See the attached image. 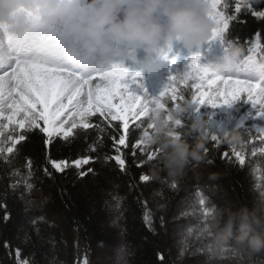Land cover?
<instances>
[{"label": "trees", "instance_id": "obj_1", "mask_svg": "<svg viewBox=\"0 0 264 264\" xmlns=\"http://www.w3.org/2000/svg\"><path fill=\"white\" fill-rule=\"evenodd\" d=\"M236 2L222 0L232 8ZM251 3L259 9L264 0ZM91 7V0H85L81 14ZM240 19L255 21V31L250 34L241 31L238 25L233 27L235 21H230L226 35L240 46L242 58L253 54L257 60L264 59V48L249 52L257 32H261V21L250 14ZM78 22L73 19L57 27L69 33L61 48V59L67 64L63 56L66 50L85 51L83 39L75 31ZM259 43L264 46V32ZM113 48H119L118 52L110 53L115 57L114 63L129 72L150 74L141 64L159 54L157 49L149 54L132 45ZM171 49L177 56L199 53L201 63L214 61L221 54L219 44L208 41L191 49L185 48L181 41H174ZM133 90L141 94L138 86H133ZM181 93L188 97L191 91ZM166 104L171 108L173 101ZM101 110L103 115L93 106L84 120L88 128L78 122L67 138L61 133L47 144L48 137L38 127L26 132L14 126L17 128L14 135L24 133L25 140L15 145L12 154L5 153L12 158L10 164L0 160V264H17V249L19 259L28 260L29 264H81L85 257L87 264H264V252H237L231 244L216 249L212 234L203 231L209 227L206 217L213 214V209L250 203L264 191L263 144L255 136L253 122L230 129L241 135L239 144L216 143L209 138L203 159L194 162L177 182L163 173L159 178L153 176L159 154L148 159L155 148L140 142L143 128L137 127L141 121L147 126L146 117L136 120L125 112L122 115L126 120L113 119L114 111L109 114ZM193 119L191 110L185 113L181 130ZM37 123L44 127L42 120ZM10 131L5 130V135ZM121 136L124 144L119 143ZM184 139L193 143L196 136L186 135ZM7 146H11L10 142ZM116 157L123 160V167ZM77 159L89 162L76 167ZM29 161L33 173L30 182L34 187L30 195L22 198L25 192L22 177L27 174L25 165ZM52 162H64L67 166L62 172L57 171ZM17 170L21 176H12ZM81 172L85 173L83 177L79 175ZM142 176L149 179L142 180ZM16 181L21 182L13 190L10 185ZM115 197L120 198L118 208ZM145 212L151 215V227L145 222ZM5 214L7 220L3 219ZM39 217L43 220H38ZM34 220L38 221L35 225Z\"/></svg>", "mask_w": 264, "mask_h": 264}, {"label": "snow or ice", "instance_id": "obj_2", "mask_svg": "<svg viewBox=\"0 0 264 264\" xmlns=\"http://www.w3.org/2000/svg\"><path fill=\"white\" fill-rule=\"evenodd\" d=\"M203 2L206 4L205 10L213 22V28L207 41L210 44H219L220 52L224 54L220 57L223 63L213 61L201 63L202 56L199 53L191 55L185 58L184 69L171 74L165 89L155 97L148 96L146 92L138 94L133 90V86L143 88L140 83L141 73L129 72L119 64H113L106 70H98L88 74L81 71V65L69 66L61 59V48L68 39L69 33L66 29L62 30L45 24L38 10L28 13L33 27L22 39L14 38L8 33L5 26L0 25V160L10 164L12 158L10 155H5V153L12 154L15 145L25 140L24 133L14 135L17 131L16 127H13L5 135V130L8 129L10 124L18 125L19 129H25L26 132L31 131L33 127H38L40 132L48 137L45 140V144H47L53 136L61 133L64 138H67L72 129L77 128L74 120L77 115L81 117L83 127L88 128L89 124L84 122L83 118L90 114L93 106H95L97 112H101V115H103L102 108L104 111H109V114H111L110 110L112 108H116L119 113H130L136 120L146 117L149 121V113L168 109L166 108L167 101L163 100L166 96L173 101V106L180 101L188 100L192 105V109L198 110V106L205 104L213 108L230 105L241 99V93H246V100L257 109V116L264 117V59L256 60L252 55H249L243 58L240 56L236 62H232L231 58L227 56L230 47L229 41L232 40L229 35H226L230 21H235L233 27L235 28L238 25L241 31H247L249 34L255 31L257 27L255 21L246 22L240 19L241 16L249 14L261 21L259 27L261 32H264V5H261L258 9L251 3V0H237L234 8L228 3H224V10H217L221 0H203ZM81 3L84 4L85 0H81ZM261 32H257L256 38L252 41L249 48L250 53L254 49L264 48L259 43ZM169 51H171V44H169ZM161 58L166 60L170 66L176 65L179 60L178 56H169L167 52L163 51ZM169 71L171 73V67ZM96 77H99L101 81H107V84L103 88L100 84H97L95 89L89 87L87 107H84V101L78 100L77 97L84 85H88ZM189 79L194 81L193 88L195 91H192L188 97H185L182 93L178 94L175 86ZM205 85H216V87H209L205 91ZM117 99L119 103L113 104V101ZM73 101L76 102L73 103ZM37 105L42 109L38 112V116L36 114L38 111ZM69 106H71L72 111L67 119L57 124V121L69 109ZM112 118L126 120L124 115H114ZM5 120H7V123L4 122ZM38 120H42L45 126L40 127L37 123ZM69 121H72L70 127L64 128L63 125L68 124ZM209 122L213 124L211 120ZM176 126L181 130L183 122L176 121ZM124 127H128L127 122H125ZM137 127L143 128L141 139L148 145L144 137L148 129L152 127L151 123L149 122L144 127L143 121H141V124ZM255 136L259 137L261 143L264 144V129L258 128ZM209 138L212 142H225V139L215 132L209 133L207 140ZM9 142L11 146L5 147ZM119 143H125L123 136L120 137ZM253 150L255 151V146ZM261 150L264 151V149ZM204 151H207V148ZM158 154L159 149L155 148L148 155V159L152 160ZM116 159L123 167V160L120 157H116ZM237 159L243 164V159L239 154H237ZM88 162L87 159H77L74 164L76 167H80ZM52 163L53 167L61 172L67 166L64 162ZM25 167L28 171L22 177L25 188V192L21 194L22 198L25 195H30L34 187L30 182L33 175L31 161ZM45 172L47 175H51L47 168ZM79 175L83 177L85 173L81 172ZM12 176H21V173L18 170L13 171ZM153 176L155 175L153 174ZM141 179L146 181L149 177L142 176ZM20 182H14L10 185V188L15 190ZM171 186L175 187V184ZM260 194H264V191H261ZM115 199L118 208L120 198L115 197ZM203 202V199H201L200 203ZM28 203H32V201L29 200ZM216 210L213 209V214L206 217L209 225V227L203 229L206 233L211 234L210 222ZM3 219H8L7 214ZM144 219L146 224L151 227L150 213L145 212ZM38 220L42 221L43 217H39ZM37 222V220H34L32 223L35 225ZM5 246L7 247V245ZM16 256L17 264H29L28 260L19 259V249H17ZM81 264H87L86 257Z\"/></svg>", "mask_w": 264, "mask_h": 264}, {"label": "clouds", "instance_id": "obj_3", "mask_svg": "<svg viewBox=\"0 0 264 264\" xmlns=\"http://www.w3.org/2000/svg\"><path fill=\"white\" fill-rule=\"evenodd\" d=\"M91 10L81 14V0H0V25L14 38L22 39L32 30L29 12L39 11L42 21L52 27L78 19L75 31L83 39V53L66 50L64 59L72 66H80L89 58L100 54L116 53L113 45H132L145 53H153L161 40L171 44L181 41L191 49L207 41L213 22L206 12L203 0H91ZM158 15L166 17L161 24ZM227 56L236 62L242 53L239 45L229 41ZM224 54L213 62L223 63ZM163 59L155 56L142 62L148 72H158ZM192 109L188 100L176 103L167 110L149 113V128L145 142L159 149V158L153 174L160 173L179 182L194 162L203 159L209 133L215 132L229 144L241 143L235 131L218 128L203 118H195L183 131L176 121L183 122L184 114ZM195 134L189 143L184 136ZM214 247L220 249L231 244L237 252L256 254L264 252V194L256 195L250 203L238 207L217 208L211 219Z\"/></svg>", "mask_w": 264, "mask_h": 264}, {"label": "rangeland", "instance_id": "obj_4", "mask_svg": "<svg viewBox=\"0 0 264 264\" xmlns=\"http://www.w3.org/2000/svg\"><path fill=\"white\" fill-rule=\"evenodd\" d=\"M222 2V0H221ZM222 3L218 5L217 10H222ZM158 19L161 24H166V17L163 15H158ZM160 53L157 56H161L162 51L167 52L169 56H173L172 52L169 51V43L165 40H161L160 45L157 48ZM191 55L186 56L185 58L189 57ZM243 56V52L241 53V58ZM113 56L107 55H95L92 63H86L81 65V71L84 74L92 73L98 70H106L110 68L114 62L112 60ZM185 58H179L178 62L174 66H170L169 63L166 60H163L162 67L158 72L147 74L145 72H139L141 73L140 77V83L143 85V88L138 87V92L141 94H146L151 97L158 96L166 87V85L169 82V76L171 74H175L178 71H182L185 67L186 59ZM255 58V57H254ZM256 59V58H255ZM172 69L171 73L169 69ZM194 81L192 79H189L186 82L178 83L175 87L178 90V94L181 92L186 91H195L193 88ZM219 83V82H217ZM100 84L101 88L106 86L107 81H101L99 77H96L90 81L88 85H84L83 89L81 90L80 95L77 97L78 100L84 101V107H87V91L88 88L91 87L93 89L96 88V85ZM215 88L216 85H205L204 90L207 91L208 88ZM221 87H223L221 85ZM19 99V97H17ZM164 99V98H163ZM167 103L169 102V98ZM247 94L241 93V99L238 101H235L231 103L230 105H221L216 108H213L207 104L198 106V110L191 109L193 118H203L205 116L207 117V120H211L214 125H216L218 128H224L228 131L232 127H241L247 124V122H253V127L255 130L258 128L264 129V117H258L257 116V109L253 107V105L248 102L247 100ZM76 101H73L75 103ZM119 100H114L113 104H118ZM138 107V106H137ZM167 108V104H166ZM37 116L38 112L42 110L39 105H37ZM72 111L71 106H69V109L60 117V120L57 121V124H60L61 121H64L67 119L69 113ZM110 111H114L115 115H122L123 113H119L116 108H112ZM7 115V113H6ZM86 117L83 118L85 120ZM19 119V118H17ZM74 120L76 123L81 122V117L78 115L74 117ZM7 123V120L4 121ZM72 121H69L68 124H64V128H69ZM44 124V122H43ZM16 125L10 124L8 129L12 130V128ZM45 126V125H44ZM7 129V130H8ZM142 144H145L142 139L140 141ZM264 149V144L263 147Z\"/></svg>", "mask_w": 264, "mask_h": 264}]
</instances>
